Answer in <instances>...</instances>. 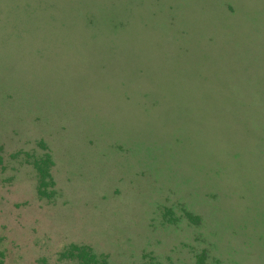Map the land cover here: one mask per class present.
I'll use <instances>...</instances> for the list:
<instances>
[{
  "label": "rangeland",
  "instance_id": "374dc122",
  "mask_svg": "<svg viewBox=\"0 0 264 264\" xmlns=\"http://www.w3.org/2000/svg\"><path fill=\"white\" fill-rule=\"evenodd\" d=\"M264 264V0H0L2 264Z\"/></svg>",
  "mask_w": 264,
  "mask_h": 264
},
{
  "label": "trees",
  "instance_id": "16d2710c",
  "mask_svg": "<svg viewBox=\"0 0 264 264\" xmlns=\"http://www.w3.org/2000/svg\"><path fill=\"white\" fill-rule=\"evenodd\" d=\"M68 251L75 258V264H106L105 259H100V257L85 244H72L70 248H68ZM3 256L4 253L0 250V264L3 263Z\"/></svg>",
  "mask_w": 264,
  "mask_h": 264
}]
</instances>
